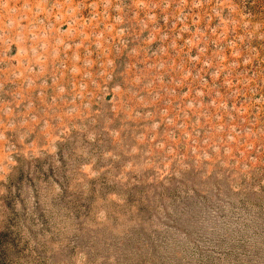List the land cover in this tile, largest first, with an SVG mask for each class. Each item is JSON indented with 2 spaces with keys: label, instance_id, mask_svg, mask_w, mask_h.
Here are the masks:
<instances>
[{
  "label": "rangeland",
  "instance_id": "obj_1",
  "mask_svg": "<svg viewBox=\"0 0 264 264\" xmlns=\"http://www.w3.org/2000/svg\"><path fill=\"white\" fill-rule=\"evenodd\" d=\"M0 264H264V0H0Z\"/></svg>",
  "mask_w": 264,
  "mask_h": 264
}]
</instances>
